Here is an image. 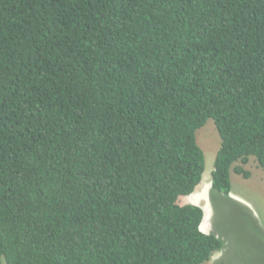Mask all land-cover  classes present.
I'll return each instance as SVG.
<instances>
[{"label": "trees", "instance_id": "1", "mask_svg": "<svg viewBox=\"0 0 264 264\" xmlns=\"http://www.w3.org/2000/svg\"><path fill=\"white\" fill-rule=\"evenodd\" d=\"M264 168V0H0V264H205L180 204Z\"/></svg>", "mask_w": 264, "mask_h": 264}, {"label": "rangeland", "instance_id": "2", "mask_svg": "<svg viewBox=\"0 0 264 264\" xmlns=\"http://www.w3.org/2000/svg\"><path fill=\"white\" fill-rule=\"evenodd\" d=\"M196 136L205 154V172L196 190L180 196L179 203L191 204L189 197L199 199L207 191L210 193L213 215L210 218L206 211L202 228L221 236L225 248L215 252L205 264H264V168L254 157L246 164L238 162L235 165L243 166L250 175L245 177L232 170L229 196L212 194V171L221 143L215 121L208 119Z\"/></svg>", "mask_w": 264, "mask_h": 264}, {"label": "crops", "instance_id": "3", "mask_svg": "<svg viewBox=\"0 0 264 264\" xmlns=\"http://www.w3.org/2000/svg\"><path fill=\"white\" fill-rule=\"evenodd\" d=\"M207 194H208V191L205 193V197H203V195H202L201 198L197 199L196 197L192 196L191 198L189 197V200L192 202L191 204H196V205H198L201 202V204H202L201 206L204 209V217H206V211H208L209 217L211 218L212 217L211 215H213V208H212L210 193L208 195ZM207 197H208V200H207ZM181 204L183 205L186 203H181ZM202 225L203 224H201V228H202ZM202 230H203V228H202ZM205 232H207V231H205ZM207 233H210V231H208Z\"/></svg>", "mask_w": 264, "mask_h": 264}]
</instances>
